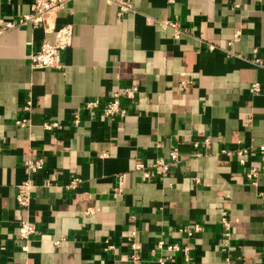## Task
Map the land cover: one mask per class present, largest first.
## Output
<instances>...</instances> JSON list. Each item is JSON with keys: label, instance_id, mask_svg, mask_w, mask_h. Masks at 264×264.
Here are the masks:
<instances>
[{"label": "crops", "instance_id": "0c3cea01", "mask_svg": "<svg viewBox=\"0 0 264 264\" xmlns=\"http://www.w3.org/2000/svg\"><path fill=\"white\" fill-rule=\"evenodd\" d=\"M30 3L0 0V264H157L167 254L158 240L188 248L165 264H261L264 0H130L118 20L102 0H64L54 22L70 23L72 34L60 69L29 67L41 27H2ZM162 20L178 26L177 38ZM130 84L125 117L80 110L73 125L83 100L105 101ZM238 147L249 150L242 165ZM35 156L43 166L20 208L22 161ZM156 158L168 163L165 175L149 167ZM250 167L255 184L244 176ZM23 219L36 228L25 241L16 234ZM194 223L199 232L181 231Z\"/></svg>", "mask_w": 264, "mask_h": 264}, {"label": "built area", "instance_id": "2783aa9c", "mask_svg": "<svg viewBox=\"0 0 264 264\" xmlns=\"http://www.w3.org/2000/svg\"><path fill=\"white\" fill-rule=\"evenodd\" d=\"M106 4H112L115 6V19H120L125 13L131 10L130 0H102ZM172 1V0H168ZM64 0H31L29 12L26 14L20 15L16 21H7L2 24L3 28H10L15 25H25L30 23L31 27H41L43 36L40 42V45L36 50H32L28 53V64L30 68H51V69H60L62 63L60 60V53L62 50L67 48L71 43V34L72 26L70 23H63L58 26H55L54 17L55 13L63 7ZM158 25L162 28H169L172 31L173 37L177 38L181 32L178 26L169 20H162L158 22ZM238 32L233 34V39L236 37ZM51 34L52 39L49 41L46 39V35ZM209 49H213L212 45H208ZM259 89L256 82L249 85L250 92H256ZM137 88L135 84L126 85L122 88L113 90L110 93V96L105 101H100L98 98L86 99L83 100L72 114V123L73 125L78 124L79 122V112L86 111L90 115L94 110H99L100 115L103 118H113L117 117L119 119L125 117L126 108L120 103V99H126L129 102L134 100L135 93ZM30 97L28 96L24 105L23 110L29 111L30 109ZM20 126L27 123V119L24 118L17 122ZM42 128L44 130L50 131L53 128L57 127V122H42ZM203 143H208L209 140L207 137L202 139ZM195 145V144H194ZM258 153L260 154V160L264 161V144H260L258 147ZM1 150V146H0ZM227 153V152H226ZM237 156V161L239 164L245 163V157H247L249 150L247 147H238L234 151ZM170 159H175L177 152L175 149H171L168 152ZM228 154V153H227ZM43 166L42 156H35L31 158H26L22 161V167L25 172L24 178L16 185V192L14 195L15 203L20 208H27L30 203V192L33 187L31 176L37 171L41 170ZM149 167L158 175H165L168 172L169 166L166 161L162 158H156ZM134 169L140 172L141 180H145L149 177V171L145 169L142 163H136ZM258 174V170L255 167H250L248 171L244 173V176L247 180H250L251 184H255V178ZM76 179H72L66 184V188L74 187ZM220 221L224 228H228V222L224 216L220 218ZM181 231L184 232L187 236H191L194 233L200 231L198 224L187 225L184 228H181ZM36 233V228L34 225L29 222L27 219L20 220L17 227L16 234L21 240H27L31 234ZM156 247L158 249H163L167 253L166 255L158 256L156 258L157 264H165V262L172 257V254L176 251L181 250L184 255V258H187L188 248L180 246L177 243H166L163 240H158L156 242ZM21 248L24 250L25 245H22ZM132 259H136V255H131ZM261 264H264V256L262 258Z\"/></svg>", "mask_w": 264, "mask_h": 264}]
</instances>
